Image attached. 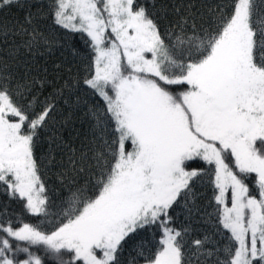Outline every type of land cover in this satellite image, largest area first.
<instances>
[{
	"label": "snow or ice",
	"instance_id": "snow-or-ice-1",
	"mask_svg": "<svg viewBox=\"0 0 264 264\" xmlns=\"http://www.w3.org/2000/svg\"><path fill=\"white\" fill-rule=\"evenodd\" d=\"M185 7L0 0V264H264V0H222L207 27ZM57 44L77 62L58 85L32 74ZM61 104L83 111L79 155L55 134L38 152Z\"/></svg>",
	"mask_w": 264,
	"mask_h": 264
},
{
	"label": "trees",
	"instance_id": "trees-1",
	"mask_svg": "<svg viewBox=\"0 0 264 264\" xmlns=\"http://www.w3.org/2000/svg\"><path fill=\"white\" fill-rule=\"evenodd\" d=\"M220 2H222V0H156L157 7L163 5L164 8L167 9L168 15L164 20L165 23H167L168 20L179 18L173 11L174 7H179L181 9L180 15L183 16L188 11L185 6L192 5L191 13L195 17V23L198 26L203 25L204 27H207L213 19V13L211 10ZM13 15L22 17L23 13L14 9ZM189 23H191V21H189ZM41 53L42 55L36 57V64L32 73L34 76H37L38 79L42 80L47 76L49 81H54L58 85L62 84L70 74H75L77 71L76 60L72 57L69 50L60 47L59 44L53 47L50 52L41 49ZM37 87H39V85ZM50 91H52V88L50 86L46 87L45 94ZM59 108L60 111L55 114L54 122L51 125V131L43 138V142L41 143L38 152L46 153L48 151L49 144L46 141L50 136L55 134V136L62 140L64 144L69 145L71 149H77V155H79L81 144H87V140L89 139L87 124L83 122V111L77 110L73 112L71 119L68 120L67 123H63L71 110L64 107L62 104L59 105ZM69 155L70 150L68 148H65L60 154H57L56 151H53L52 153L55 161H62L65 166L68 164ZM193 166L197 167L199 165ZM64 170V168L59 167L57 164L55 166L50 165L49 169L45 172V179L50 190L49 195L53 199L60 196L61 193L66 194L68 180L59 175V173ZM86 177L87 172L82 174L81 182H83V179ZM200 191L205 195L211 194L210 191L203 188H201ZM4 199L3 196H0V201H3ZM12 207L19 211V205L13 204ZM172 214L177 225L187 223L183 202L173 210ZM191 226L197 230L192 237L193 239H203L205 235L211 237V232L205 231V224L203 221H193ZM157 239H159V236H157Z\"/></svg>",
	"mask_w": 264,
	"mask_h": 264
}]
</instances>
